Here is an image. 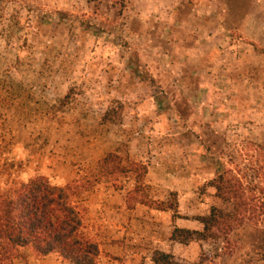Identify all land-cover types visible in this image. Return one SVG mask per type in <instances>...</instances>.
I'll return each instance as SVG.
<instances>
[{
    "label": "rangeland",
    "instance_id": "rangeland-1",
    "mask_svg": "<svg viewBox=\"0 0 264 264\" xmlns=\"http://www.w3.org/2000/svg\"><path fill=\"white\" fill-rule=\"evenodd\" d=\"M109 153L148 172L79 195L96 264H264V214L227 242L171 239L230 206L224 171L264 208V0H0V195ZM11 264L73 263L23 248Z\"/></svg>",
    "mask_w": 264,
    "mask_h": 264
},
{
    "label": "trees",
    "instance_id": "trees-1",
    "mask_svg": "<svg viewBox=\"0 0 264 264\" xmlns=\"http://www.w3.org/2000/svg\"><path fill=\"white\" fill-rule=\"evenodd\" d=\"M127 172L134 173L137 187H140L148 168L137 161L126 167L120 155L109 153L90 168L87 176L81 175L65 186L54 185L47 177L38 176L1 194L0 264H11L21 256L23 248H31L37 257L58 253L73 264H96L100 246L84 230L87 208L79 195L104 176ZM239 180L231 171H224L214 179L212 186L217 196L230 206L227 209L214 206L209 214L198 216L196 219L203 225L202 230L176 226L171 239L183 244L209 239L227 242L237 229L258 220L264 208L258 211L259 206L253 203ZM137 202L156 206L148 199ZM153 261L155 264H184L162 250L155 251Z\"/></svg>",
    "mask_w": 264,
    "mask_h": 264
}]
</instances>
